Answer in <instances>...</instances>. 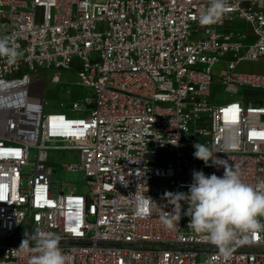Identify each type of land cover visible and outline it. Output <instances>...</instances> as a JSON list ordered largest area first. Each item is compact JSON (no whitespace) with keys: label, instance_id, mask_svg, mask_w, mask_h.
Segmentation results:
<instances>
[{"label":"built area","instance_id":"built-area-1","mask_svg":"<svg viewBox=\"0 0 264 264\" xmlns=\"http://www.w3.org/2000/svg\"><path fill=\"white\" fill-rule=\"evenodd\" d=\"M208 4L0 0V37L23 53L0 57V264H28L35 253L20 244L40 232L60 237L70 264H264V232L224 258L189 217L174 229L161 222L172 207L165 194L187 192L193 170L223 175L194 158L196 143L244 182L264 181V72L240 70L264 60V0H227L218 22L202 26ZM237 22L250 31L219 30ZM62 71L93 95L45 112ZM50 150L78 153L65 166L84 172L88 191L54 182ZM160 153L173 158L162 165Z\"/></svg>","mask_w":264,"mask_h":264},{"label":"clouds","instance_id":"clouds-1","mask_svg":"<svg viewBox=\"0 0 264 264\" xmlns=\"http://www.w3.org/2000/svg\"><path fill=\"white\" fill-rule=\"evenodd\" d=\"M228 10L227 0H209L208 6L199 14V23L202 26L215 24ZM18 47L8 37H0V57L9 63L22 57ZM194 148V158L202 160L206 166L222 165L223 175L206 176L203 171L193 170L187 192L165 194L172 207L161 216V222L166 228L174 229L182 216L189 217L187 226L197 234H204L219 254L228 258L235 244L251 242L253 237L264 232V181L255 186L246 183L238 168L216 155L214 157L209 147L196 143ZM181 201L187 204L186 209ZM32 240L34 245L30 246V240L25 238L19 247L22 251L35 253L28 264H70V258L59 246L60 237L55 233L40 232Z\"/></svg>","mask_w":264,"mask_h":264},{"label":"rangeland","instance_id":"rangeland-1","mask_svg":"<svg viewBox=\"0 0 264 264\" xmlns=\"http://www.w3.org/2000/svg\"><path fill=\"white\" fill-rule=\"evenodd\" d=\"M220 31L226 32L228 30H244L250 31V26L243 22H237L233 25L224 26L219 28ZM222 65H218L214 69V74L216 79L220 78ZM242 71L255 72L261 71L264 72V60L260 63H246L240 68ZM78 75L74 71H62V83L54 84L47 87L45 94V112H55L59 110L62 104L69 105L70 99L78 97L81 94L83 96H92L93 91L89 88L78 87L76 84L78 82ZM67 90L72 91V97L68 95ZM79 91V92H78ZM214 91L217 94L222 96L223 101H229L232 99L230 94L221 92L222 88L217 89L214 87ZM79 93V94H78ZM244 95V92L241 90L235 97H240ZM255 96V93L251 94ZM80 98V99H82ZM50 165L53 168L52 178L54 182L60 184H66L65 191L70 192L74 191L79 194H83L89 190V182H87L85 174L83 171H71L65 165L78 163L79 155L77 152L68 151V150H50ZM172 154L160 153L159 154V163L165 165V162L172 160ZM25 184L27 183V178L24 180ZM157 185L160 188H167L166 181L164 179H157Z\"/></svg>","mask_w":264,"mask_h":264},{"label":"snow or ice","instance_id":"snow-or-ice-1","mask_svg":"<svg viewBox=\"0 0 264 264\" xmlns=\"http://www.w3.org/2000/svg\"><path fill=\"white\" fill-rule=\"evenodd\" d=\"M77 227H78V225H77ZM72 231H73V232H75V231H76V229L74 228V229H72Z\"/></svg>","mask_w":264,"mask_h":264}]
</instances>
